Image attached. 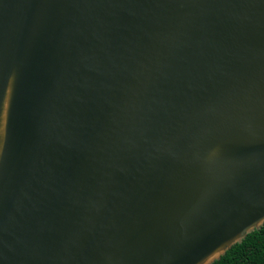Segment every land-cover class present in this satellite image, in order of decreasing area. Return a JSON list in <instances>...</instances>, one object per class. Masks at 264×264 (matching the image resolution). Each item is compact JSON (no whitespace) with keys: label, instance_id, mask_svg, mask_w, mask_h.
<instances>
[{"label":"water","instance_id":"water-1","mask_svg":"<svg viewBox=\"0 0 264 264\" xmlns=\"http://www.w3.org/2000/svg\"><path fill=\"white\" fill-rule=\"evenodd\" d=\"M264 224V0H0V264H212Z\"/></svg>","mask_w":264,"mask_h":264},{"label":"trees","instance_id":"trees-1","mask_svg":"<svg viewBox=\"0 0 264 264\" xmlns=\"http://www.w3.org/2000/svg\"><path fill=\"white\" fill-rule=\"evenodd\" d=\"M212 264H264V224L233 245Z\"/></svg>","mask_w":264,"mask_h":264}]
</instances>
